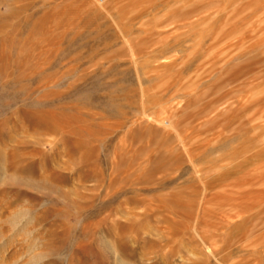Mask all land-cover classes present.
I'll list each match as a JSON object with an SVG mask.
<instances>
[{
	"label": "rangeland",
	"instance_id": "rangeland-1",
	"mask_svg": "<svg viewBox=\"0 0 264 264\" xmlns=\"http://www.w3.org/2000/svg\"><path fill=\"white\" fill-rule=\"evenodd\" d=\"M30 256L264 264V0H0V263Z\"/></svg>",
	"mask_w": 264,
	"mask_h": 264
},
{
	"label": "bare ground",
	"instance_id": "bare-ground-1",
	"mask_svg": "<svg viewBox=\"0 0 264 264\" xmlns=\"http://www.w3.org/2000/svg\"><path fill=\"white\" fill-rule=\"evenodd\" d=\"M16 227H17V226H16ZM16 227H13L14 233L18 231V230H17L18 228H16ZM28 232H30V231H28ZM14 233H13V234H14ZM18 235H19V234H18ZM4 237H5L4 235H1V238H4ZM13 237H14V236H13ZM13 237H12V238H13ZM12 238H11V239H12ZM6 239H7V240H10V238H9V239L6 238ZM7 240H3V241H7ZM19 257H20V256H19ZM22 257H23V256H22ZM20 258H21V257H20ZM33 258H35V257H33V256L31 257V256H30V257L28 258V261H26V262H24V263H21V264H30V261H32ZM21 260H22V259H21ZM16 262H20V261H19V258H17V259L15 260V263H16ZM0 264H2V263H0ZM12 264H14V263H12Z\"/></svg>",
	"mask_w": 264,
	"mask_h": 264
}]
</instances>
